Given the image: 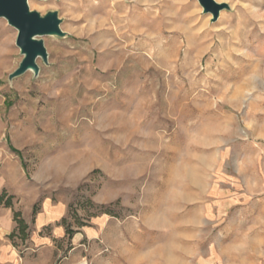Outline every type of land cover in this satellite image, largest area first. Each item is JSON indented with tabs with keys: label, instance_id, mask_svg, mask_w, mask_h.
Returning a JSON list of instances; mask_svg holds the SVG:
<instances>
[{
	"label": "rangeland",
	"instance_id": "374dc122",
	"mask_svg": "<svg viewBox=\"0 0 264 264\" xmlns=\"http://www.w3.org/2000/svg\"><path fill=\"white\" fill-rule=\"evenodd\" d=\"M218 3L28 0L62 34L17 76L0 17V208L36 264H264V0Z\"/></svg>",
	"mask_w": 264,
	"mask_h": 264
},
{
	"label": "water",
	"instance_id": "95a60500",
	"mask_svg": "<svg viewBox=\"0 0 264 264\" xmlns=\"http://www.w3.org/2000/svg\"><path fill=\"white\" fill-rule=\"evenodd\" d=\"M205 12H211L214 18L223 7L215 0H198ZM0 17L17 29L15 44L19 47L23 58L12 76H17L32 68L37 70L35 60L38 56L45 58L46 52L39 36L62 34L59 28L60 20L56 12L41 16L28 8V0H0Z\"/></svg>",
	"mask_w": 264,
	"mask_h": 264
},
{
	"label": "crops",
	"instance_id": "0c3cea01",
	"mask_svg": "<svg viewBox=\"0 0 264 264\" xmlns=\"http://www.w3.org/2000/svg\"><path fill=\"white\" fill-rule=\"evenodd\" d=\"M41 213L37 216L35 226L41 229L46 226L51 218V214ZM15 223L12 219V211L6 208H0V264H36L35 254L46 249H52L51 239L42 237L39 233H33L30 238V247L20 251L18 246L14 245L8 235L13 231ZM64 230L58 227L54 237H63ZM45 264V263H42Z\"/></svg>",
	"mask_w": 264,
	"mask_h": 264
},
{
	"label": "trees",
	"instance_id": "16d2710c",
	"mask_svg": "<svg viewBox=\"0 0 264 264\" xmlns=\"http://www.w3.org/2000/svg\"><path fill=\"white\" fill-rule=\"evenodd\" d=\"M5 192L0 193V205H4L5 207H10L11 202L10 200H4ZM14 220L16 222V226L13 229V231L8 235L10 239H13V237L16 235V233L19 232L20 237L23 239L25 238V229H26V223L23 219L19 218L18 214L14 212ZM63 222H65V219H62ZM66 233L68 236H71V231L69 228H66ZM15 245V244H14Z\"/></svg>",
	"mask_w": 264,
	"mask_h": 264
},
{
	"label": "bare ground",
	"instance_id": "6f19581e",
	"mask_svg": "<svg viewBox=\"0 0 264 264\" xmlns=\"http://www.w3.org/2000/svg\"><path fill=\"white\" fill-rule=\"evenodd\" d=\"M217 2H219V1H222V0H216Z\"/></svg>",
	"mask_w": 264,
	"mask_h": 264
}]
</instances>
